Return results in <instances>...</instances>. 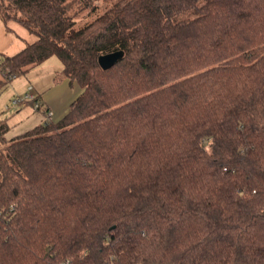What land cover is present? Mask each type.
Wrapping results in <instances>:
<instances>
[{
  "label": "trees",
  "instance_id": "trees-1",
  "mask_svg": "<svg viewBox=\"0 0 264 264\" xmlns=\"http://www.w3.org/2000/svg\"><path fill=\"white\" fill-rule=\"evenodd\" d=\"M99 1L0 0L36 36L0 93L53 56L84 88L0 120V264H264V0Z\"/></svg>",
  "mask_w": 264,
  "mask_h": 264
},
{
  "label": "rangeland",
  "instance_id": "rangeland-1",
  "mask_svg": "<svg viewBox=\"0 0 264 264\" xmlns=\"http://www.w3.org/2000/svg\"><path fill=\"white\" fill-rule=\"evenodd\" d=\"M116 1L101 0L97 3L98 7L94 11H90V9L79 11L76 17L78 26L102 14L109 5ZM79 9L80 4L78 2H72L70 11L75 12ZM48 62L45 65L46 69L44 74H49L47 76L49 78V84L47 82L45 83V85L48 84V88L41 95L51 107L52 117L50 120L57 122L68 113L71 103L83 92L84 88L77 80H72L67 76L60 77L59 73L61 72L63 64L57 56L49 58ZM54 62L60 64V70L56 69L55 66H51L54 65ZM28 73L13 79L10 85L0 93V120H6L10 125V129L6 133V137L8 138L21 134L33 128L38 123L47 121L48 118L45 112L35 109L33 104L29 102L13 103L18 98H24L30 85L34 84L33 80L28 76ZM47 77H45V81ZM33 91L35 92V90ZM38 117L41 118V121L36 122L35 119Z\"/></svg>",
  "mask_w": 264,
  "mask_h": 264
},
{
  "label": "crops",
  "instance_id": "crops-1",
  "mask_svg": "<svg viewBox=\"0 0 264 264\" xmlns=\"http://www.w3.org/2000/svg\"><path fill=\"white\" fill-rule=\"evenodd\" d=\"M35 40L36 36L34 34H31L28 29H26V27H24L22 24L16 21H9L7 24H5L0 17V55L16 53L21 50L27 43L34 42ZM47 63H49L48 59L41 64L33 67L28 73V76L34 82V84H31L30 86H33V90H35L39 99L42 101L46 108L51 109L49 103H47L41 95L44 90H47L49 84V78L47 77L49 76V74H44L46 69L45 65H47ZM51 66H55V68L58 70H60L61 68L60 64H57L56 62H54V65ZM45 77H47L46 81L44 80ZM1 78H3V72L0 69V79ZM46 82L48 83L47 85H45ZM40 111L44 112V110L42 109ZM35 120L36 122H38L41 121V118L38 117Z\"/></svg>",
  "mask_w": 264,
  "mask_h": 264
},
{
  "label": "built area",
  "instance_id": "built-area-1",
  "mask_svg": "<svg viewBox=\"0 0 264 264\" xmlns=\"http://www.w3.org/2000/svg\"><path fill=\"white\" fill-rule=\"evenodd\" d=\"M29 102L33 104L34 108L37 110H41V108L44 109V112L47 114V120L49 121L50 118L52 117V111L48 108L45 107V105L38 99L37 94L33 91V86L29 87V90L26 92V95L24 98H18L13 101V103L17 104L20 102ZM9 107V106H8Z\"/></svg>",
  "mask_w": 264,
  "mask_h": 264
},
{
  "label": "water",
  "instance_id": "water-1",
  "mask_svg": "<svg viewBox=\"0 0 264 264\" xmlns=\"http://www.w3.org/2000/svg\"><path fill=\"white\" fill-rule=\"evenodd\" d=\"M125 55L124 50H117L110 53L102 54L99 57V63L103 69L113 67Z\"/></svg>",
  "mask_w": 264,
  "mask_h": 264
}]
</instances>
